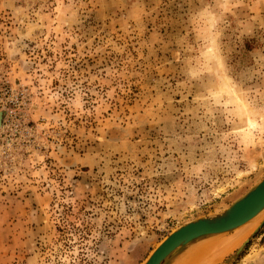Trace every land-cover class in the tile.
I'll use <instances>...</instances> for the list:
<instances>
[{
  "label": "rangeland",
  "instance_id": "rangeland-1",
  "mask_svg": "<svg viewBox=\"0 0 264 264\" xmlns=\"http://www.w3.org/2000/svg\"><path fill=\"white\" fill-rule=\"evenodd\" d=\"M0 116V264H142L264 175V0H0Z\"/></svg>",
  "mask_w": 264,
  "mask_h": 264
},
{
  "label": "water",
  "instance_id": "water-1",
  "mask_svg": "<svg viewBox=\"0 0 264 264\" xmlns=\"http://www.w3.org/2000/svg\"><path fill=\"white\" fill-rule=\"evenodd\" d=\"M263 211L264 175L257 180L252 189L228 208L213 216L199 218L177 228L151 252L142 264H170L172 259L185 250L189 244L209 236L233 233ZM263 223L264 219L259 226ZM248 242L249 237L242 247L235 250L236 254H240Z\"/></svg>",
  "mask_w": 264,
  "mask_h": 264
},
{
  "label": "bare ground",
  "instance_id": "bare-ground-1",
  "mask_svg": "<svg viewBox=\"0 0 264 264\" xmlns=\"http://www.w3.org/2000/svg\"><path fill=\"white\" fill-rule=\"evenodd\" d=\"M263 214L264 211L260 215L255 217L253 220H251L247 224L237 229L236 231L238 230L241 231L247 226V228L244 231L237 233L231 238H222V236L227 235V233H224V234L209 236L203 240H199L189 244V246L185 250L180 252L179 255H177L172 259L170 264H176L180 260V258H183L182 256L184 254L186 255V253L189 252V250H192L196 247L198 248L195 249L194 255H192L191 259L190 258L188 259L186 264H218L219 262H222L223 259L228 254H230L234 249L236 248L238 249V247L239 248L242 247V245L247 241L250 231H252L253 228H255V226L257 227L258 223L254 226L255 221L257 222L260 219V217H262ZM254 230H256V228ZM216 237H221V238L213 239L211 241L209 240V242L203 244L204 241Z\"/></svg>",
  "mask_w": 264,
  "mask_h": 264
}]
</instances>
